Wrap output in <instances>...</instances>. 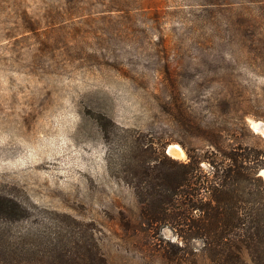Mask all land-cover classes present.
I'll use <instances>...</instances> for the list:
<instances>
[{"label":"rangeland","instance_id":"1","mask_svg":"<svg viewBox=\"0 0 264 264\" xmlns=\"http://www.w3.org/2000/svg\"><path fill=\"white\" fill-rule=\"evenodd\" d=\"M255 121L264 0H0V192L93 228L108 264H210L172 217L151 227L133 164Z\"/></svg>","mask_w":264,"mask_h":264},{"label":"trees","instance_id":"2","mask_svg":"<svg viewBox=\"0 0 264 264\" xmlns=\"http://www.w3.org/2000/svg\"><path fill=\"white\" fill-rule=\"evenodd\" d=\"M196 137L186 160L140 146L130 179L151 227L155 213L172 217L181 237L202 242L210 264H264V137L250 124L199 125ZM0 264L108 263L93 228L39 222L0 192Z\"/></svg>","mask_w":264,"mask_h":264},{"label":"bare ground","instance_id":"3","mask_svg":"<svg viewBox=\"0 0 264 264\" xmlns=\"http://www.w3.org/2000/svg\"><path fill=\"white\" fill-rule=\"evenodd\" d=\"M253 128L258 130V131H261L262 130V126H261V123L260 122H253ZM173 147L177 148L178 151H181L182 153L184 152L179 145H173Z\"/></svg>","mask_w":264,"mask_h":264},{"label":"water","instance_id":"4","mask_svg":"<svg viewBox=\"0 0 264 264\" xmlns=\"http://www.w3.org/2000/svg\"><path fill=\"white\" fill-rule=\"evenodd\" d=\"M261 126H262V130H261V131H258V130H256V129H254L253 126H252V128H253L256 132L261 133V134L264 136V125L261 124ZM263 172H264V171H262V174H263ZM263 175H264V174H263Z\"/></svg>","mask_w":264,"mask_h":264}]
</instances>
